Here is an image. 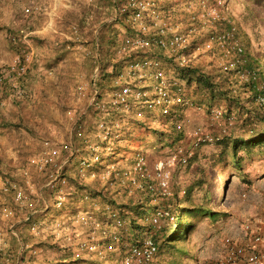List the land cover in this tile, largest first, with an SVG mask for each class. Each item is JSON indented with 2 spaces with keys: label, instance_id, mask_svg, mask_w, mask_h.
Masks as SVG:
<instances>
[{
  "label": "rangeland",
  "instance_id": "obj_1",
  "mask_svg": "<svg viewBox=\"0 0 264 264\" xmlns=\"http://www.w3.org/2000/svg\"><path fill=\"white\" fill-rule=\"evenodd\" d=\"M39 1L8 0L5 12L13 15L17 4L21 9L20 22L1 27L0 31V70L9 67L23 51L33 53L28 73L19 81L24 95L13 97L14 88L7 87L0 100V264H120L129 245V226L126 218L127 231L125 226L118 228L113 213L119 212V206L137 202L145 203L146 209L152 208L150 215L156 207L147 193L136 189L124 173L132 171L139 152L148 157L150 165L168 157L172 151L167 144L175 136L171 134L173 116L93 113L90 103L100 70L97 43L102 26L109 27L107 35L100 36L103 52L110 51V77L101 89L105 97L110 94L113 77L127 60L156 57L168 77L178 76L164 53L133 51L122 57L117 54V45L133 35L126 19L113 21L117 8L111 14L95 7L99 0H81L77 10H62L45 25L44 15L26 16L24 12ZM160 6L172 24H179L183 31L195 30L187 63L208 74L228 65L230 59L224 56L220 41L211 39L215 17L210 16V11L214 9L221 13L218 19L226 14L219 19L221 22L231 16L241 47L264 56V0H161ZM144 22L152 25L150 17ZM42 26L43 34L32 33ZM20 29L29 36L13 40V33ZM175 60L179 61L176 57ZM186 93L205 106L201 107L205 114L199 106H194L197 112L190 110L189 140L181 148L188 147L195 129L216 134L215 129L223 127V122H218L225 110L216 105L208 114L207 104L194 88H187ZM101 120L110 127L106 141L101 137L103 130L98 128ZM74 131H84L85 142L80 136L72 141ZM90 145L96 150L90 149ZM217 148L216 142L206 145L193 166L178 165L174 170L175 197L171 203L175 212L179 204H204L220 213L217 220L183 216L177 222L170 221L173 229L179 221L193 225L176 244L187 251L180 264H219L225 256L226 240L245 236L246 222L257 216L264 199V154L254 152L248 156L242 152V169L227 166L220 173L223 165L213 166L212 159ZM54 149L59 150L56 156L52 155ZM94 153L100 155L99 160L91 159ZM201 169L205 171V182L195 191L194 202L186 203V191ZM65 170L78 181L77 185L61 178ZM19 192L22 198L17 197ZM162 203L167 202H160L163 207ZM85 220L96 221L99 227ZM113 233L121 235L124 241L115 245V251L108 252L104 237ZM94 243L101 253L82 250V245ZM166 249L162 240L156 264L173 261V252Z\"/></svg>",
  "mask_w": 264,
  "mask_h": 264
},
{
  "label": "built area",
  "instance_id": "obj_2",
  "mask_svg": "<svg viewBox=\"0 0 264 264\" xmlns=\"http://www.w3.org/2000/svg\"><path fill=\"white\" fill-rule=\"evenodd\" d=\"M160 2L161 0H126L123 4L116 5L113 21L119 22L120 19L125 18L133 30V35L126 36L117 45L116 52L122 57L128 56L133 51L159 50L167 58H178V62L182 66L188 65L186 56L192 49V34L195 30L183 31L179 24H172L164 15ZM219 5L222 6L221 1ZM36 10H38L37 6H31L27 7L24 12L25 15L30 16ZM220 14L218 9H214L212 13L210 11L212 17H219ZM148 17L152 20V25L144 22ZM28 36L29 33L26 30L20 29L13 40H17V37L26 39ZM225 38L226 35L219 37L214 35L211 39H217L222 44ZM32 62L33 53L23 51L22 55L18 56L9 67L0 70V98L3 97L7 84H11L14 88L13 97L24 95L25 91L19 81L27 75ZM111 87L108 97H105L97 89L93 90L90 106L95 108L99 115L124 112L138 117H142L144 113L171 116L177 108L191 102L187 98L184 81L168 77L156 57L125 61L122 69L113 77ZM98 128L103 130L102 140H108L110 127L107 122L99 121ZM201 133L202 131L196 133L198 138L193 149L215 142L212 136ZM78 134L82 135L80 131ZM89 147L96 150L92 145ZM58 154L59 150L52 151L53 156ZM91 159L99 160L100 155L94 153ZM187 161L188 157L184 154L183 149L175 150L168 157L158 159L153 165H150L145 154L139 152L134 159L132 171L124 173V177L128 178L136 189L149 194L150 203L156 206L150 221L159 229L164 221H175L174 214L159 205L160 202L173 195L174 170L178 165H185ZM17 197L22 198V192H19ZM112 217L116 219L118 228L123 225L115 214ZM89 222L92 221L85 220V223ZM91 224L99 227V223L96 221ZM110 237L113 242L106 245V249L108 252H113L116 250L115 245L121 243V238L117 233H113ZM107 238H109L108 235L104 237L105 240ZM0 246H2V238H0ZM83 249L101 253L99 245L96 243L84 244L82 245ZM159 252L157 242L152 237H145L128 245L120 264H156ZM77 255L80 256L79 253ZM219 264H264V199L259 205L257 216L246 222L245 236L240 240H226L225 256Z\"/></svg>",
  "mask_w": 264,
  "mask_h": 264
},
{
  "label": "trees",
  "instance_id": "obj_3",
  "mask_svg": "<svg viewBox=\"0 0 264 264\" xmlns=\"http://www.w3.org/2000/svg\"><path fill=\"white\" fill-rule=\"evenodd\" d=\"M125 1L126 0H117L115 5L123 4ZM225 15L219 19H224ZM219 17H221V15ZM124 19L125 18L120 19L119 22H122ZM212 19H214L213 23L215 24L212 26L213 35H216L217 37L226 35V38L224 39L225 41H223L221 45L222 48H224V56L227 57L228 55L230 58L228 63H226L228 65L208 74L200 67L191 64L182 66L175 60V58L166 57V59L170 63H173L176 75L179 79L184 81L186 87L189 89L194 88L195 94H200L202 96L203 101L207 104V113H210L216 105L225 109L222 113L221 120L218 122L219 125L223 122V127H221V125L220 127H217L215 129L216 134L213 132L209 134L201 128L195 129L193 133L191 132L192 137L190 138L188 147L183 146L181 148V146L189 140L187 133L191 130V119L188 118L190 110L192 111L193 109V112H197V110L194 109V106H199V110L203 112L204 109L201 107H205L198 104L197 101H194L192 96L189 97L187 95V98L191 102L179 107V109L177 108V110L171 114V116H173L171 134H174L175 137H173L167 145L172 152H174L175 149H183L184 154L188 157L187 163L183 166L191 167L198 162L200 149L208 145L204 144L197 149H193L194 143L198 138L196 133L202 131V135L212 136L218 146L216 153L212 156L213 166L217 167L220 164L223 165V168L219 171L221 173L224 171L225 167L227 168V166H232L235 169H242V152H245L248 156L252 155L254 152L264 154V56H257L250 50V48L241 47L242 45L238 38L239 33L237 29L232 26L230 15L227 16L225 22H221L216 17ZM218 27H220V30ZM101 31V37L107 35L109 32L108 25H103ZM18 32L19 31L13 33L11 38L17 36ZM100 36L98 35L97 43V50L100 55V70L96 77V89L103 94L101 89L105 88V81L110 77L107 72L110 64V51L109 54L106 51L107 55L103 52L104 46L100 41ZM17 39L19 38L17 37ZM111 39V37L108 39V43L111 42ZM153 51L156 54H163V52L159 50ZM7 87L12 86L11 84H7ZM1 99L2 98H0V100ZM91 109L93 113H97L95 108L91 107ZM142 126L145 127V124H142ZM80 132L82 133L80 137L85 142L86 137L83 134L84 131ZM156 132L157 131H155V133ZM75 135L76 136L73 135L72 141L74 140V137L79 138L80 134L76 133ZM73 149L77 150L75 146H73ZM204 172L203 169L199 170V176L193 185L186 191L188 196L185 201L186 203L194 202L195 191L198 188H201L205 182ZM61 178L68 179L71 182L73 181L76 185L78 183V181L73 179L66 170L63 172ZM194 178H196L195 175ZM172 189L173 195L164 200L165 203L167 202L166 205L162 204L164 205L163 207L169 209L174 214L176 222L183 216H188L194 219L199 217H209L213 220H217L220 217V213L204 204L192 206H183L182 204H179L180 207H178L177 212H175L174 206L171 203L175 197L174 184ZM147 195L149 196V194ZM145 206L146 204L142 202H137L131 206L122 205L119 206V212L113 213L117 216L119 221H122L123 225L119 227L120 229L125 226L124 223L127 225L128 219V231L125 230L126 226L124 227V230L127 231V243L134 244L145 237H152L159 246L160 255L161 242L164 240L167 246L166 252H173V261L168 264H180L179 262L183 259V256L187 251L176 244H179L180 241L184 239L185 235L193 225L191 223L184 225L182 221H179V225L174 223L176 229H173L171 225H169L170 221H164L162 227L159 229V227L153 225L152 221H150V211L152 208L146 209ZM119 236L121 238V243H123L124 238H122L121 235ZM106 242L107 245L111 244L113 242L112 237L107 238ZM71 262H74L72 264H81L76 263L77 261Z\"/></svg>",
  "mask_w": 264,
  "mask_h": 264
},
{
  "label": "crops",
  "instance_id": "obj_4",
  "mask_svg": "<svg viewBox=\"0 0 264 264\" xmlns=\"http://www.w3.org/2000/svg\"><path fill=\"white\" fill-rule=\"evenodd\" d=\"M8 0H0V31L1 27L6 28L9 27L15 23L14 25H18V21L20 18V15L18 16V11L21 12V9L18 10V5L15 4V12L12 15L11 13L5 12L6 11V2ZM17 2L18 0H14ZM81 0H40L37 3L38 10L37 12H34L38 15H44L45 17V25L48 24L54 16L59 15V12L62 10H71L75 11L77 10V5ZM116 0H99V3L95 6L98 8L100 11H105V12H110L112 14L113 10L116 9L115 5ZM56 17V18H57ZM20 22V21H19ZM43 29V30H42ZM45 29L38 28V30L33 31L32 33L34 34H43ZM153 210L151 209L150 212Z\"/></svg>",
  "mask_w": 264,
  "mask_h": 264
}]
</instances>
